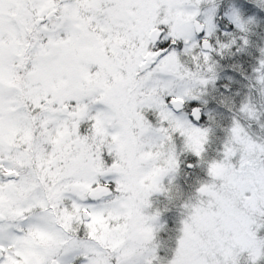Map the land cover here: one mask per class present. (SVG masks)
<instances>
[{
  "label": "snow or ice",
  "instance_id": "6c2138e0",
  "mask_svg": "<svg viewBox=\"0 0 264 264\" xmlns=\"http://www.w3.org/2000/svg\"><path fill=\"white\" fill-rule=\"evenodd\" d=\"M0 264H264V0H0Z\"/></svg>",
  "mask_w": 264,
  "mask_h": 264
}]
</instances>
